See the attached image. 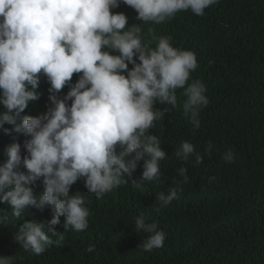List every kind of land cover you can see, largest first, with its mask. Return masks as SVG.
<instances>
[{
	"label": "clouds",
	"instance_id": "9594fccd",
	"mask_svg": "<svg viewBox=\"0 0 264 264\" xmlns=\"http://www.w3.org/2000/svg\"><path fill=\"white\" fill-rule=\"evenodd\" d=\"M121 3L136 11V20L159 25L180 11L203 16L219 0H0V129L27 137L24 154L18 143L4 150L0 203L8 212L0 223L11 229L14 219L23 220L13 240L34 255L53 245L62 247L68 228L89 227L86 196L79 191L70 195L78 180L97 199L129 181L140 191L145 182L159 181L161 161L167 157L161 140L148 131L170 109L154 108L156 103L176 108V90L183 89V115L194 130L209 104L204 83H189L199 67L195 53L173 47L170 36H153L156 46L150 47L152 41L144 42L137 24L126 27L127 16L111 11ZM74 73L81 75L71 83ZM42 75L50 84L51 106L21 119L40 99ZM66 85L69 90L61 98ZM211 148L209 144L207 151ZM175 155L185 162L190 156L196 164L203 162L189 142ZM222 158L232 163L234 153L228 149ZM141 161L140 178L131 179ZM177 172L182 181L155 194L161 208L179 200L181 185L189 181L185 167ZM37 181L43 186L40 195L32 187ZM45 207L51 209L50 221L31 210ZM60 217L63 232L54 228ZM134 229L148 234L138 244L143 251L164 246L165 232L145 215L134 218ZM87 251H94V245ZM0 264H13V257H0Z\"/></svg>",
	"mask_w": 264,
	"mask_h": 264
},
{
	"label": "trees",
	"instance_id": "16d2710c",
	"mask_svg": "<svg viewBox=\"0 0 264 264\" xmlns=\"http://www.w3.org/2000/svg\"><path fill=\"white\" fill-rule=\"evenodd\" d=\"M111 11L127 16L126 27L137 24L144 42L152 41L150 47L156 46L153 36H170L173 47L195 53L199 67L189 83L199 79L209 99L200 112V128L194 130L184 117L186 97L183 89H177V107L156 103L154 108L170 110L148 131L161 140L167 157L161 161L159 181L145 182L143 191L129 181L97 199L78 180L70 195L79 191L86 196L85 206L91 212L87 229L68 228L62 247L53 245L37 256L13 240L23 220L14 219L11 229L2 222L0 257L12 256L13 264H264V0H219L203 16L180 11L159 25L136 20V11L123 3ZM80 75L74 73L71 83ZM49 87L42 75L40 99L21 113V119L42 114L51 106ZM68 90L66 85L59 96ZM4 127L11 129V125ZM26 139L0 129V164L12 143L20 144L24 154ZM183 142L193 144L203 156L201 164L195 163V156L187 162L176 157ZM228 149L234 153L232 163L222 158ZM142 165L143 161L131 179L140 178ZM180 167L187 169L189 181L181 185L179 200L161 208L155 194L167 193L176 181H182ZM209 177L215 180L210 182ZM32 187L37 195L43 193L39 181ZM31 210L46 221L52 218L48 207ZM6 212L0 203V218ZM141 214L165 232L163 247L151 251L138 247L148 235L134 229V218ZM25 219L30 220L28 215ZM54 228L64 231L63 217ZM89 245H94V251H87Z\"/></svg>",
	"mask_w": 264,
	"mask_h": 264
}]
</instances>
